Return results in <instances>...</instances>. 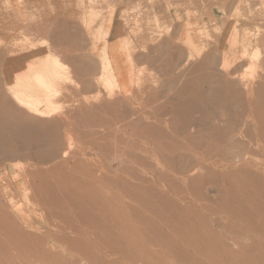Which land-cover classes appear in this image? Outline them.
I'll list each match as a JSON object with an SVG mask.
<instances>
[{
	"label": "rangeland",
	"instance_id": "374dc122",
	"mask_svg": "<svg viewBox=\"0 0 264 264\" xmlns=\"http://www.w3.org/2000/svg\"><path fill=\"white\" fill-rule=\"evenodd\" d=\"M157 1L0 0V97L50 49L75 76L54 98L60 114L36 119L51 142L31 151L26 138L0 142V264H264V1ZM236 30L242 59L224 75L228 95L207 98ZM104 40L114 50L127 40L133 55L119 89L98 81ZM193 47L201 55L189 61ZM239 78L256 79L254 99ZM226 119L252 129L234 142ZM52 142L68 155L44 162L35 153Z\"/></svg>",
	"mask_w": 264,
	"mask_h": 264
},
{
	"label": "bare ground",
	"instance_id": "6f19581e",
	"mask_svg": "<svg viewBox=\"0 0 264 264\" xmlns=\"http://www.w3.org/2000/svg\"><path fill=\"white\" fill-rule=\"evenodd\" d=\"M161 0H158V2H160ZM217 1V0H216ZM222 1V0H221ZM262 1V0H261ZM264 1V0H263ZM191 2H193V0H191ZM139 3V2H138ZM78 6V5H77ZM139 6V5H138ZM143 6V5H142ZM83 7V6H82ZM122 7V6H121ZM247 7V6H246ZM147 8V7H146ZM250 8V7H249ZM80 9V8H79ZM107 9V8H106ZM153 9V8H152ZM246 9V8H245ZM102 10V9H101ZM105 10V9H104ZM120 10V9H119ZM250 10H252L250 8ZM135 11V10H134ZM54 12V11H53ZM192 12V11H191ZM250 12V11H249ZM134 13V12H133ZM219 13V12H218ZM205 16V15H204ZM190 18V15L188 16ZM96 18V17H95ZM203 18V17H202ZM248 18V17H247ZM192 19V18H190ZM205 19V18H204ZM56 20V19H55ZM249 20V19H248ZM51 21V20H50ZM185 21V20H184ZM206 21V20H205ZM214 22V21H213ZM228 22V21H227ZM116 23V22H115ZM119 23V22H118ZM209 23V21H208ZM239 23V22H238ZM83 24V23H82ZM114 24V23H113ZM207 24V22H206ZM222 24V23H221ZM227 24V23H226ZM167 25V24H166ZM116 26H119L116 25ZM185 26V25H184ZM208 26V25H207ZM222 26V25H221ZM167 28V27H166ZM50 29V28H49ZM119 29V28H118ZM230 29V28H229ZM238 30V29H237ZM236 31H233L227 39V50L223 51L221 54V63H220V70L222 71V73H224L223 75L221 74L222 77V84L217 85L214 89L211 90V92L207 93V98H224L226 95H228V86H226V81L224 80L225 77H229L230 76V68L232 66H234L236 64L237 59L240 57L238 54H235V47L237 44V37H238V33ZM250 30V29H249ZM166 31V30H165ZM169 31H171L169 29ZM168 31V33H169ZM239 31V30H238ZM246 31V30H245ZM100 31H98L99 33ZM110 28H108L105 31V35L108 36L110 35ZM156 32V31H155ZM167 32V31H166ZM97 33V32H96ZM120 33V32H119ZM123 33V32H121ZM160 33V32H159ZM171 33V32H170ZM202 33V31H201ZM209 33V32H208ZM255 33V31H254ZM95 34V33H94ZM102 34V33H100ZM158 34V32H157ZM258 34V33H257ZM120 35V34H119ZM207 35V34H206ZM240 35V34H239ZM259 35V34H258ZM95 35H93L94 37ZM101 36V35H99ZM185 36L187 37V39L189 40V44L192 45L195 43V37L193 36V33L191 30H189V28L186 30V34ZM204 36V34H203ZM260 36V35H259ZM58 37V36H57ZM61 37V36H60ZM91 37V36H90ZM207 37V36H206ZM220 37V36H219ZM161 38V36L159 37ZM158 38V39H159ZM91 39V38H90ZM152 39V38H151ZM158 39L156 41H158ZM209 39V37H208ZM211 39V37H210ZM225 39V38H224ZM102 40V39H101ZM121 40V39H120ZM116 44V49H113V43L111 44L110 41L104 40V43L102 44L101 47V52H102V59H103V71L105 72V74H103V76L101 75V77H99L98 81L105 86H108L109 88H113L115 87H119L122 85V87H124V83L126 82V75L128 73V70L130 68V62L132 61V53L128 50V47H126V41H120ZM135 40V39H134ZM81 41V40H79ZM83 41V40H82ZM97 41V40H96ZM116 41V40H114ZM53 42V41H52ZM84 42V41H83ZM113 42V41H112ZM130 42V41H129ZM133 42V41H132ZM222 42V41H221ZM86 44V42H84ZM167 43V42H166ZM223 43V42H222ZM47 44V43H46ZM50 44V43H49ZM97 44V43H95ZM48 45V44H47ZM52 45V44H50ZM112 45V46H111ZM238 45V44H237ZM258 45V44H257ZM128 46V45H127ZM34 47V46H33ZM56 47V46H55ZM70 48H75L76 46H69ZM84 47V46H83ZM205 47V46H204ZM209 47V44H208ZM240 47V46H239ZM47 48V47H46ZM52 48V46H51ZM167 48V47H166ZM238 48V47H237ZM236 48V50H237ZM253 48V47H251ZM260 48V45H259ZM56 49V48H55ZM55 49H50L46 54H44L45 56H43L41 59H39L37 62H28L27 65H25V69L22 71H16V75L14 76V82H12V84L10 85L9 89H8V96L4 95V97H0V109H1V113H0V136H2L0 138V142L3 140V142H10L9 146H16L19 144L21 139H27L26 141H28L27 143L24 141V145H28V149L33 150L36 147L37 148H42L46 142H51L50 139V134L48 131H46L45 134H42L43 132H41V130H38L37 128H39V125L37 124L36 119L37 118H52L53 116H55L58 112H59V107L62 108V106H58L56 105V102L54 101L55 96L58 93H62L63 89H64V84L66 83L67 79L68 80H72L75 79V76L73 75V69H72V65L69 63V65H67V63H65L63 61V54L56 51ZM59 49V48H58ZM57 49V50H58ZM154 49V48H153ZM207 49V48H206ZM240 49V48H239ZM245 49V48H244ZM146 49H144L145 51ZM221 50L222 49H218ZM247 50H249L247 48ZM92 51V50H91ZM123 52L124 54V58L123 63L121 62L120 56H118V53ZM201 51L202 49H196L195 47H193L192 51H190L189 55V61H191V59H194L195 56H200L201 55ZM255 51V50H254ZM253 51V52H254ZM63 52V51H62ZM80 52V50H79ZM95 52V51H94ZM245 52L247 53V51L245 50ZM245 52L242 53V57L243 54H246ZM12 53V52H11ZM196 53V54H195ZM249 53V51H248ZM252 53V52H251ZM257 53V51H256ZM73 54V53H72ZM39 55V54H38ZM37 55V56H38ZM66 55V54H65ZM157 55V54H156ZM165 55V54H164ZM163 55V57H164ZM238 55V57L236 56ZM94 56V54H93ZM92 56V57H93ZM209 54H207L205 56V53L202 54V60L199 61L198 65H204L206 66L208 63V59H209ZM247 56V55H246ZM245 56V57H246ZM254 56V53H253ZM257 56V55H256ZM259 56V54H258ZM2 57V56H1ZM153 57V56H152ZM158 57V56H157ZM191 57V58H190ZM250 57H252V54H250ZM71 59V58H70ZM101 59V58H100ZM188 57L185 59L187 60ZM196 59V58H195ZM240 59H242L240 57ZM254 59V58H253ZM35 60V59H34ZM74 60V58H73ZM200 60V59H199ZM2 61V60H1ZM28 61V60H27ZM102 61V60H101ZM188 61V62H189ZM194 61V60H193ZM252 61V58H251ZM255 61V59H254ZM253 61V62H254ZM187 62V63H188ZM91 63V62H90ZM191 62H189L190 64ZM217 63V62H216ZM219 63V61H218ZM123 64V65H122ZM184 64V63H183ZM81 65V64H80ZM192 66L193 63H191ZM254 65V63H253ZM251 65V72H249V74H251V76H253L252 74L256 73L254 70V66ZM68 66V69L63 70V67ZM201 67V66H200ZM208 67V66H207ZM260 67V66H258ZM67 68V67H66ZM142 68V67H141ZM187 68V67H186ZM193 68V67H192ZM202 68V67H201ZM206 68V67H204ZM100 69V68H99ZM181 69V68H180ZM207 69V68H206ZM218 69V68H217ZM153 70V69H152ZM174 70V69H173ZM7 71V70H6ZM4 72L5 74H9V72L7 71ZM102 71V72H103ZM177 71V70H176ZM246 71V70H245ZM179 72V71H178ZM188 72V71H187ZM206 72V71H205ZM234 72V71H232ZM258 73V72H257ZM186 74V73H185ZM65 75V76H64ZM171 75V74H170ZM187 75V74H186ZM189 75V74H188ZM192 75V74H191ZM242 75V74H241ZM240 75V76H241ZM153 76V75H152ZM202 76V75H201ZM207 76V75H206ZM243 76H247V75H243ZM81 77V76H80ZM145 77V76H144ZM236 77V76H235ZM262 77V76H261ZM260 77V78H261ZM141 78V77H140ZM189 78V77H188ZM193 78V77H191ZM206 78V77H205ZM231 78V77H230ZM238 78V77H237ZM236 78V79H237ZM254 78V77H253ZM66 79V81H64ZM231 79H234L231 78ZM241 79V80H240ZM247 79V78H246ZM251 79V78H250ZM259 79V78H257ZM157 80V79H156ZM160 80V79H158ZM191 80V79H190ZM189 80V81H190ZM249 78L247 80L239 78V81H241V83L243 82V84H241V89L245 91L246 95L250 98V99H254L255 98V83H253L254 81H248ZM253 80V79H252ZM263 80V78L261 79ZM140 81V80H139ZM238 81V79H237ZM142 82V80L140 81ZM159 82V81H158ZM181 82V81H180ZM188 82V81H187ZM186 82V84H187ZM8 83V82H7ZM135 83V82H134ZM144 83V82H143ZM153 83V82H152ZM197 83V82H196ZM5 84V83H4ZM154 84V83H153ZM257 85V84H256ZM184 86V85H183ZM87 87V86H86ZM8 88V86L6 87ZM90 88V87H89ZM92 88V87H91ZM144 88V86H143ZM88 89V88H87ZM86 89V90H87ZM141 90V88H139ZM200 90V88H198ZM81 91V90H80ZM1 92V91H0ZM65 92V91H64ZM107 92V91H106ZM108 93V92H107ZM114 93V92H113ZM202 93V92H201ZM205 93V92H204ZM106 94V93H105ZM206 94V93H205ZM110 95V94H109ZM106 96V95H105ZM83 97V96H82ZM90 97V96H89ZM203 97V95H202ZM227 97V96H226ZM262 98V97H261ZM60 99V98H58ZM81 101V100H80ZM90 101V100H89ZM87 101V102H89ZM185 101V100H184ZM191 101V100H190ZM64 104V101H62ZM92 102V101H91ZM162 102V101H160ZM158 102V103H160ZM200 102V101H199ZM2 103H5L7 110L2 108ZM194 103V102H193ZM62 104V103H61ZM69 104V103H67ZM88 104V103H87ZM91 104V103H90ZM190 104V102H189ZM252 104V102H251ZM60 105V104H59ZM65 105V104H64ZM178 105V104H177ZM69 106H71L69 104ZM87 107L89 106L86 105ZM191 106V104H190ZM204 106V105H203ZM256 106V105H255ZM66 107V106H65ZM64 108V107H63ZM69 108V107H67ZM74 108V105H73ZM184 108V107H183ZM234 108V107H232ZM83 109V108H82ZM185 109V108H184ZM196 109V108H195ZM253 109V108H252ZM64 110V109H62ZM251 110V109H250ZM247 111V112H251V111ZM4 111H7L6 114H4ZM65 111V110H64ZM74 111V110H73ZM212 111V110H211ZM66 112V111H65ZM140 112V110H139ZM144 112V111H143ZM164 112V111H163ZM169 112V111H168ZM197 112V111H196ZM207 112V111H206ZM2 113L4 115H8L11 119L8 122V120L2 118ZM68 112H66L67 115ZM183 113V112H182ZM198 113V112H197ZM60 114V113H58ZM65 114V113H64ZM140 114V113H139ZM190 114V113H189ZM213 114V113H212ZM63 116V114H62ZM71 117V115H69ZM164 116V115H163ZM173 116V115H172ZM67 117V116H66ZM209 117V116H208ZM212 117V116H211ZM221 117V116H220ZM5 118V117H4ZM132 118V117H131ZM67 119V118H66ZM187 119V118H186ZM59 120H62V118ZM68 120H71L68 118ZM75 120V119H74ZM78 120V119H77ZM81 120V119H80ZM174 120V119H173ZM205 120V119H204ZM246 120V119H245ZM188 121V120H187ZM206 121V120H205ZM230 120H222L221 123L224 124V126L230 128L233 132V130L237 131V134H233L232 136H230L231 140L234 142H239L241 141V139L245 138L248 136L249 130L252 129V125H249L250 122H248L249 124H247V121L243 124H236V125H226ZM249 121V120H248ZM6 122H8L9 124H13L15 125L14 127H10L9 124H6ZM63 122V121H62ZM71 124L72 122L69 121ZM217 122V121H216ZM42 123V122H41ZM18 124V125H17ZM43 124V123H42ZM252 124V123H251ZM61 126V125H60ZM73 126V125H71ZM158 126V125H157ZM64 127V125H63ZM195 127V126H193ZM207 127V126H206ZM56 128V127H55ZM70 128V127H69ZM260 127H258L259 129ZM181 129H183V127H181ZM194 129V128H192ZM64 131V128L62 129ZM209 130V129H208ZM40 131V132H39ZM68 132V131H67ZM66 131L64 133H67ZM231 132V131H230ZM70 133V132H69ZM69 133L67 134L68 137ZM71 134V133H70ZM252 134V133H250ZM56 135V134H55ZM74 135V134H73ZM196 135V134H195ZM215 135V134H214ZM224 135V134H223ZM229 135V134H228ZM227 135V136H228ZM72 136V135H71ZM225 136V135H224ZM257 136V135H256ZM54 136H51V138ZM252 137V136H251ZM259 137V136H258ZM69 138V137H68ZM72 138V137H70ZM225 138V137H224ZM74 139V138H73ZM89 139V138H88ZM77 140V139H76ZM75 140V141H76ZM84 140V139H83ZM224 140V139H223ZM68 141V140H67ZM91 141V140H90ZM222 141V140H221ZM245 141V140H244ZM72 142V141H71ZM78 142H80L78 140ZM53 143V142H52ZM73 143V142H72ZM262 143V142H261ZM3 144V143H2ZM60 145L59 142L56 143V145ZM80 144V143H79ZM218 144V143H217ZM4 145V144H3ZM22 145V144H20ZM54 145V143H53ZM54 145V149L50 150L48 152H46V154L42 151L41 153H35V155L38 154V156H40L41 160L46 162L47 157L50 155L52 156H58L55 155L60 154L61 153V157H67L68 152L67 150L63 153L56 150L55 148H58V146ZM72 144L67 145V148L70 149L72 146ZM74 145V143H73ZM7 146V145H6ZM19 147V146H18ZM21 147V146H20ZM26 147V146H24ZM61 148V146L59 147ZM58 148V149H59ZM66 147H64L65 149ZM75 148V147H73ZM224 149H225V145H224ZM230 149V148H229ZM3 150V149H1ZM17 150V149H16ZM19 150V149H18ZM27 150V149H26ZM42 150V149H41ZM262 150V149H261ZM21 151V150H20ZM72 151V150H71ZM224 151V150H223ZM239 151V150H238ZM7 152V151H6ZM5 152V153H6ZM22 152V151H21ZM20 152V153H21ZM70 152V150H69ZM264 152V151H263ZM17 152H13L12 157L14 158V160H18L16 157H14V155H16ZM33 152H30V154ZM72 153V152H71ZM70 153V154H71ZM237 153V152H236ZM18 154V153H17ZM22 154V153H21ZM29 155V154H28ZM8 156V155H7ZM6 157V155H5ZM11 157V158H12ZM20 157V156H19ZM237 157H239L237 155ZM10 158V159H11ZM12 158V159H13ZM9 159V156H8ZM57 159V158H56ZM60 159V158H59ZM177 159V156H176ZM50 160V159H49ZM3 161V160H2ZM9 161V160H8ZM31 161V160H30ZM12 162V160H11ZM186 162V161H185ZM5 163V162H3ZM5 168H7V166H5ZM4 169V168H3ZM2 169V170H3ZM18 169V168H17ZM7 169H5L6 171ZM8 171V170H7ZM6 171V172H7ZM195 171V170H194ZM3 174H8V173H3ZM10 176V175H9ZM11 178V177H10ZM12 179V178H11ZM16 179V178H15ZM47 181V180H46ZM168 199V198H167ZM3 200V199H0ZM159 202V201H158ZM170 202V201H169ZM157 203V202H156ZM159 204V203H158ZM164 204V203H163ZM170 207V206H169ZM171 208V207H170ZM102 210V209H101ZM172 210V209H171ZM90 212V211H89ZM108 212V211H106ZM159 213V212H158ZM90 214V213H89ZM103 214V212H102ZM79 216V215H77ZM96 219V218H95ZM84 220V219H83ZM92 225V224H91ZM7 226V225H6ZM10 226V225H9ZM90 230V229H89ZM19 231V230H18ZM20 232V231H19ZM90 232V231H89ZM6 233V232H5ZM4 235V234H3ZM13 235V234H12ZM7 236V235H6ZM8 237V236H7ZM133 237V236H132ZM123 238V237H122ZM25 242V241H24ZM16 243V242H15ZM123 243V242H122ZM3 244V243H2ZM1 245V243H0ZM123 245V244H121ZM234 245V244H232ZM33 247V246H32ZM33 249V248H32ZM21 256V255H20ZM13 257V256H12ZM72 259V258H71ZM82 262V261H81ZM38 263V262H37ZM40 263V262H39ZM42 263V262H41ZM80 263V262H79ZM31 264V263H30Z\"/></svg>",
	"mask_w": 264,
	"mask_h": 264
},
{
	"label": "crops",
	"instance_id": "0c3cea01",
	"mask_svg": "<svg viewBox=\"0 0 264 264\" xmlns=\"http://www.w3.org/2000/svg\"><path fill=\"white\" fill-rule=\"evenodd\" d=\"M157 1V0H156ZM158 2V1H157ZM191 2V0H177L176 1V3H178V4H184L185 5V9H186V7L189 5V4H191L190 3ZM159 4H160V2H158ZM157 3V4H158ZM187 19H189L188 18V16L186 15V13L184 14V20L185 21H187Z\"/></svg>",
	"mask_w": 264,
	"mask_h": 264
}]
</instances>
